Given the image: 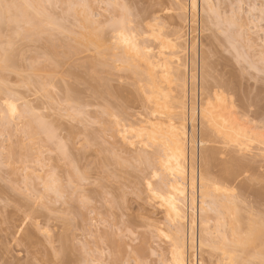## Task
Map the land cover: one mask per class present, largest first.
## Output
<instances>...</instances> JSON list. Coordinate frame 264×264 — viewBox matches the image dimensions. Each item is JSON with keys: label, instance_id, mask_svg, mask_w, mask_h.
Segmentation results:
<instances>
[{"label": "rangeland", "instance_id": "1", "mask_svg": "<svg viewBox=\"0 0 264 264\" xmlns=\"http://www.w3.org/2000/svg\"><path fill=\"white\" fill-rule=\"evenodd\" d=\"M50 1H52V0H49V1L47 0L46 2L44 0L43 1V3H45L44 6L49 7ZM63 1H64V4L66 3L67 6H69V7L72 6V8L74 6L75 7L77 6V8H81V7L86 6L85 4H88V3H86V2H88V0H86V2H85V0H81V1L76 0L77 4L74 3L75 0H62V1L61 0H58V1L54 0V2H51L52 4H51L50 8L52 7L53 3L56 2L55 4H57V5H53V7L55 6V8L52 7L51 9H49L48 7H46L45 9L48 8L47 9V10H49L48 13L50 15L52 14L51 15L53 17L52 20L55 18L57 20L56 25L60 26V27L57 26L56 29L53 28L54 26L52 28L49 26L52 30H54V31L56 30L52 40L50 39L51 36H49L50 37L49 38L45 34H42V35L37 37V39L39 41H37V39H35V38L34 39L31 38L30 40L32 41V39H33L34 41L33 42L30 41L31 42L30 43L29 41H27L28 37H26V41H25L24 34L22 35L21 30L18 29L17 26L15 27L13 24H11V26H9V24H8L7 25L8 29H6L5 26H3L6 32L5 31L2 32L3 37L1 36L2 38L0 40H2L4 38L3 39L4 41L3 40L0 41V42H2V44L0 46V53H1L2 49H5V46H6V50H7V46H8L7 40H9L8 44H10V43H12V41L10 42V39H12V37L15 36L13 38V41L16 43V45L14 44V46H12V44H10V48L12 47L11 48L12 51L14 48V51H13L14 54H11L13 52H11L9 46H8V48L10 51L9 50H7V51L10 52L9 54H11L12 56L15 55L14 56L15 59L13 57H12V59L16 60L17 62L12 60L11 63L14 62V63H12L14 65H12L11 67H13V70L17 69V71H12V69H10L11 67L9 66V64H8V69L1 68V70H0V81L1 82L0 83H2L3 82L2 80L4 79L6 85L9 89L10 95H12V93L14 94L15 98H11L10 100L14 99L13 101L17 105V109L19 110V112H17V113L19 115L16 114V116H15L16 119L13 120V123H11L9 121L11 124L7 125V122H4L5 120H7L6 118L3 119L4 117H2L3 116L2 113L4 112L3 110L5 109L4 108L5 107V105H4L5 101L4 100H9V99H6V97L7 96L11 97V96H9L8 94L7 95L4 94L5 96L0 95V112L2 115L0 117V119L2 118L0 120V264H60V262L63 260L73 261L74 264H115L112 257H113V255L115 256V253L117 251L114 252L113 248L109 247V246L112 245L113 247L114 246L116 247L115 244H117L118 239H119L118 240L119 244L122 243L124 245V247L126 244L125 248H127V249L125 251L124 250L122 251V255H124L125 261H121L122 263L120 261H118L117 264H137V262L139 260L141 261L143 258L138 259V261H136L137 260V257H136V260H134L135 259V255L133 254L134 247H136V248L146 247V249H144L146 252L144 254V256H146L145 258H147L148 260L144 259L142 262H139L140 264L141 263L145 264V262H146V264H149V263L150 264H163L162 262H164L165 260L167 261V259H169V256L165 257V258H167V259H165L163 257V255L164 256H166V254L169 255L168 250H169L170 246H169V243H167L168 240L166 238L165 239L167 241L165 239H162V238H155L156 235H154L155 233H154L153 229L151 230L150 229L151 227H148L151 224L152 225H158L159 223H162V220H164L163 219L164 217H162V216H164V215L162 213H160L161 208L158 209L156 201L153 200L152 202H154V203H152L151 202L152 199L150 198L151 196L149 194H147L150 191L148 190V188L145 185L147 183H143V178L145 177L146 174H148L146 172L147 170L145 169L146 166H144V168H143L144 164H142L141 166H138L137 164L135 165L133 163L134 165L133 166L131 165L134 168L137 167V169H135L136 172L140 173V171L145 170L146 174L143 171L141 174L138 173V175L135 174V171L131 170V169H134L131 166H130L131 169L129 168L130 170L125 168L126 172L122 173L124 170L123 169L124 167L122 166L123 168L119 167V169H118V166H121L122 164L120 163L121 165L120 164L118 165L117 162H115V163H116V166L117 165L118 166L115 168L113 166L111 168V171L113 170L111 173H110V166L115 165V164H111V165L109 164L110 166L108 168L109 169L108 174H107V170L105 171V167L107 166L106 162H108V163H110L111 161L113 162L112 159H114L112 157H111V159H109L107 157V156H109L110 152L122 154V155L120 154L121 156H116V154L114 153L115 155H113V156H116L115 158L119 157V158L123 159L122 158L123 154L126 157L128 156L129 159L131 157L129 156V154L126 151L121 152L122 149L118 150L117 152H116L117 149L109 151L110 147L112 148L113 145L115 144V142H114V143H112L113 144L112 146L108 145V142L110 139L109 137L111 135H113V132L110 131L111 130L110 129L111 128L110 122H112V121H108V119H110V117H109L110 115L107 116L103 113H105L106 110H109V111L112 110L114 112L116 110V113L117 114L119 113L121 115L123 113V111L127 110L128 111L127 113H129V115H127L126 113L121 115V117L118 115V119H120L124 116L122 119V121H123L124 118L126 117L125 120L123 121L124 124H126V122H128V121L130 122V119L133 120L134 118L132 119L131 116L132 117L134 116V117H136V122H137V119H139L140 116H142L144 114V113H142L141 115L138 116V114H139L138 111H140V113H141V111L143 110L142 107L140 108V106H142L140 103L142 101L141 98L144 99V97H143V95H140L141 97H138L139 99H137V96H139L138 94H141L142 92L141 91L138 92L139 89H137V88L135 89V87L137 86L136 80L138 79V81H139V79H142V77H144V75H141L142 77L140 76V78H138L139 75H136V76L133 75L132 76V74H130L129 71H131V70H129V71H123L124 69L123 70H120V69L116 70L115 67H114L115 69H110V67H108L107 65L106 66L104 65L105 63L102 64L103 60H105V62L107 64L108 63L107 61H109V59H110L109 57H108L109 59L107 57H106L107 59L102 58V61H101V58H100L101 56L97 57L99 55L96 54L95 50H93V49L87 50L85 48H82V50H78L79 48H75L77 44H75L73 41L75 40L76 37L79 36L77 34V33H79L78 28H80V26L78 24L79 19L74 17V16H72V18H70V19L69 18L65 19V15L63 16L62 14H63V11H66L68 7L64 8V7H66V5L63 4ZM121 1H122V3H121ZM121 1L119 0V3H121V5L125 4L126 2L128 3V4L126 3V5H128V6L125 5L128 8V12L125 9H123L122 7H121L122 9L120 7L119 8L121 10H124L123 15L125 14V12L129 13V14L126 13L127 16L130 15L131 18H129V19H127L128 17H126V14H125V17L127 20H130V22H131V20L133 19V21L131 23L128 22V24L130 26L132 25V27L129 26L130 29L131 30L133 29V32L135 31L134 29H136L135 33L136 32L139 33V31H141L140 33H143L144 31H147L148 28H150L148 25H146V23H149L150 26L155 27L154 29H156V33L158 35H160V38L162 40L166 39V40L172 41V42H177V43L179 42L178 43L179 47L177 49V52H178L177 55L179 54V56H177V57H178V59H180V56H181V62L183 61L184 48H185V43H186V40H185L186 26L188 25L189 20H191L193 26H195L196 22H197V17L200 14V16H201V18H200L201 19V27H202V58H203L202 59V74H204L203 72L205 69L204 63H207V74H208L207 81H208V85L211 89L210 92L212 93V92L216 91L217 93L220 92V94L222 92V94L225 96V98L222 97V99L223 100L226 99L225 101L227 104L233 103V105L236 106V108L235 107L234 108L239 113L243 112L240 115H239V113L237 114V117H239L242 120H243V118H241V117H244L245 118L244 120H246V116H247V120H249L250 118L254 119L255 120L254 122L256 124V122L258 120H260V117H256L255 115H257L258 113L261 112L260 114L262 116H264V108H262L261 104H260V96L262 94H264V43L261 42V34H260L261 24H260V19H259L260 14H259V11L257 10L259 8L260 4L262 2H264V0H211L212 3L211 2L210 3H211V5L213 4V6H214V7L213 6L212 7L215 8V10H217V11L214 15L212 13H214L215 11L211 12V14H210L211 18L206 25L208 27H204V25H205L203 23L204 22L203 21L204 15L201 13L200 10L196 11L193 9V11H195L194 12L195 14L192 12L193 13V15H192V13L190 11L192 1L190 2V0H183L184 4L186 6V11H182L177 5H176V8H175V6H174V8L172 7L173 3L176 4V3L181 2L182 0H175V1L164 0L165 2L163 0H137V1L131 0V2H130V0H129V2H128V0H124V1L121 0ZM161 1L165 5L162 4ZM47 2H49V3H47ZM92 2H93V4H89L91 8L94 7V9L90 8L94 14V15L92 14L94 17V19H92V20H94L96 22V24L98 25L97 26L94 23L93 27L96 26V28H98L99 30L101 28L104 29V31L106 32L107 35L105 33H103L102 35H103V37H105V40L107 39L108 43L107 42L106 43L110 44L109 39H110V37L113 38V36H114V33H113L114 30H112L110 27H114V24H116V21H118L120 19V17H121L120 12L121 11H119L120 9L119 10L116 9L115 11L113 10V9L117 8L116 7L117 3L115 1H113V2H115V7L112 8V6L114 5L112 0H89V3H92ZM133 2H136L137 5ZM183 2H181V3H183ZM197 2L201 3V0H197ZM71 3L73 5H71ZM160 3H161V5H160ZM169 3L171 5H169ZM111 4H112V6H111ZM134 4H135V6H134ZM152 5H154V6H152ZM216 5H217V7H216ZM130 6L132 7V9H129ZM137 6L139 8H137ZM142 6H143L145 11L143 10ZM200 6H201V4H200ZM108 7H111L112 10ZM134 7H135V9H134ZM156 7L159 10H157ZM136 8L139 11L141 10L140 11L141 14L139 13V11ZM145 8L147 10L148 9L149 10L146 11ZM154 9H155V11H154ZM200 9H201V7H200ZM50 10H51V12H50ZM132 10H134V11H132ZM135 10H137L138 12ZM53 11L56 12V15L53 13ZM116 11H117V13H116ZM110 12L112 14H110ZM156 12H157V14H155ZM45 13H47V11ZM64 13L67 14L66 15V17H67L68 12L67 13L64 12ZM137 13H139V14L137 15ZM147 13H148V18L146 15ZM150 13H152L154 15L152 16V14H150ZM115 14H116V17H115ZM60 16H63V18L62 17L60 18ZM133 16H134V18H133ZM135 16H137V17L139 16L138 18H140V20L137 19ZM142 16L144 17V19ZM154 16L156 19L153 18ZM93 17H91V18H93ZM117 17L119 19H117ZM151 17H152V19H151ZM110 18L111 19L116 18L117 20L116 21L110 20ZM146 19H148L150 22ZM61 20H64L66 23L64 21L61 22ZM70 20H71V22H69ZM141 20H142V22H141ZM77 21H78V23H76ZM108 21H110V22H108ZM136 21L138 22L137 24H139V25L134 24V22H136ZM143 21H145V22L143 25H141L143 23ZM53 22H55V21L53 20ZM63 22L66 24V26L63 25L65 27V29H66V27L68 28V30L64 29L66 32L65 31L60 32V30L62 28H64L63 26H61V23L64 24ZM75 23L79 27L76 26ZM153 23H154V25L157 23L156 24L157 26H154ZM15 25H17V24H15ZM107 25L108 26L110 25V27H108ZM137 26L140 28H137ZM145 26H148L147 29ZM14 28L17 29V30L15 29L16 32L13 30ZM144 28H145V30H142ZM4 29H2V30H4ZM52 30L50 33L53 35ZM17 31L20 32V34L22 35L21 37H20L19 33H18L19 36L16 35ZM99 32L101 33V31H99ZM110 32L112 33L111 34L112 36L109 35ZM3 33H4V35H3ZM12 33L14 35H12ZM73 34H75L77 36H75V38H74ZM7 36L10 39L8 38L6 40ZM178 36L179 37L181 36L180 41L177 40ZM106 37H108V38H106ZM145 37L148 38V36H146V35H145ZM43 38L46 39V41L48 40V42L44 41ZM72 38H74V39H72ZM112 38H111V40H112ZM143 39L145 40V38H143ZM148 39H146V40L148 41ZM35 40L37 42H35ZM76 40H77V38H76ZM42 41H43V43H45V45H47V44L48 45L46 47H44V44L41 43ZM51 41L55 45L56 49H55V52L53 53V55L51 54V57H50V55H49L50 50H48L49 48H47V47H50V45L52 43ZM70 41H72V42H70ZM68 42H69V44H68ZM75 42H77V41H75ZM3 43H6V45L4 44L5 45L4 46ZM58 43L60 44V49H59V45H57ZM71 43L73 44V47L75 44V47L73 49L70 48V46H69V45L72 46ZM143 43L144 42H142V44ZM149 44L153 45V43H150V41H149ZM144 45H146V44L144 43ZM2 46H4V48H1ZM79 46H77V47H79ZM81 47H80V49H81ZM45 48H47V49H45ZM64 49H65V51H64ZM70 49H72V51H70ZM74 49H77L79 51V53L77 54L78 51L75 50L77 52L73 56L71 53L75 52ZM68 50L70 51V55H69L70 58L68 56L64 57V55H66L65 53L69 54ZM18 51H19V53H18ZM45 51L48 53V55ZM163 52L165 53V55H162V58H161L162 60L160 59L161 60L160 63H162L164 61H169L171 58L170 54L172 52H171L170 48L164 49ZM1 54H3V53H1ZM43 55L45 57L49 56L50 59L48 57L46 60V58H44ZM71 55L73 57H71ZM17 57H18V60H17ZM97 58L100 60L101 66L102 65H104V66L100 67V65L98 63L99 60ZM112 58L115 60L116 57L115 58L112 57ZM54 60L58 63V64L56 63L58 66L54 63L55 62ZM52 61H53V64H52ZM61 61H63V63ZM91 61H92V63L94 61V65L92 64L93 66H91L89 64V63H91ZM95 62H97V63H95ZM109 63L111 64V62H109ZM96 64H97V67L99 65L98 68H96ZM116 64L119 65L118 62ZM182 64H183L182 66L184 67V62ZM31 66H32V68H31ZM50 66H51V69H50ZM52 67H53V70H55V72H56V70L58 72L57 73L53 72L52 73L53 77L52 76H51L52 78L50 77L52 80H49V79H47V77H48L47 74L45 75L44 73L49 71L48 72V74H49L52 70ZM54 67L55 68L59 67V68L55 69ZM105 67H108V68H105ZM183 67L181 68V70L183 72L182 73L183 78H185V81H186L187 78H186L185 67L184 68ZM34 68H36V69H34ZM94 69H95V71H94ZM97 69L101 70V72H99L100 75H99V73H97L98 72ZM96 70H97V72H96ZM157 71L160 72L161 68H158ZM32 72H34V74H32ZM35 72H41V74L40 73L37 74ZM94 72H96V73H94ZM131 72H133V71H131ZM159 74L160 75H158L157 78L162 77V78H160V80H163L162 74L161 73H159ZM34 75L37 77L39 75V77L37 78ZM42 75H45L47 77L43 76L45 78L44 79L43 77H41ZM95 76L98 78H96ZM134 76H135V78L138 76L137 79L133 78ZM145 76L147 77L146 74H145ZM90 77H92L93 80L96 78L95 81H93ZM146 77H144V78H146ZM202 77H204V75H202ZM28 78H30V79H28ZM168 78L170 79L169 75H168ZM147 79L148 78H146L145 80H147ZM31 80L35 81V82L32 83ZM142 80H144V79H142ZM37 82L39 84L40 83H42V84L37 85ZM48 82H49V84H47ZM106 82H107V85H106ZM134 82H135V84H134ZM143 82H145V81H143ZM160 82H159V85L161 84ZM163 82H162L163 87L165 85L169 86L165 82V79ZM5 83L3 82V84H5ZM43 83H45L46 86ZM103 83L106 85L105 89L109 85L111 86V88H112L111 92L113 90L112 95L114 94L115 96L113 95L110 98V92L108 91L109 94L107 92H105L107 90H110V87H109V89L105 90ZM137 83H139V82H137ZM145 83H148V82H145ZM162 84L160 86H161V90L163 92V91H165V89L167 87L165 86V88L162 89ZM173 85L174 84H170L171 87L176 88V87H174L175 85L174 86ZM44 86H45V88H43ZM96 87H97V89H96ZM101 87H103L104 90L103 89L101 90ZM171 87L168 88L167 89L168 91L166 90V92H169V90L172 92ZM65 88H66V90H65ZM187 88H188V86H187ZM187 88L184 92L185 96L187 95V93H186ZM201 88H202L201 97L203 100V98H204L203 87L201 86ZM98 89L101 92L104 91L107 94L105 95L104 92H102V93L99 92ZM174 90H176V91L178 90L177 92L180 91L179 88H176ZM73 91H74V93H73ZM124 91L129 92V93H126V96H125L126 102L124 101L125 103H124V106L122 107L121 103L123 104V102L119 101L120 98H118L119 100L116 98L118 96H120L121 98L124 97V95H123V94H125ZM71 92L73 94H71ZM97 92H99V93H97ZM174 92H172L173 96H175L174 95L175 93L177 94V92H175V93ZM100 93H101V95H100ZM130 93H131V96H129ZM180 93H181V91L176 96H178ZM95 94H96V96H95ZM117 94H118V96H117ZM163 94H164V92H163ZM73 95H75V96H73ZM107 95H109V96H107ZM133 95H135V96H133ZM97 96L98 97L101 96V97L98 98ZM132 96L134 98H132ZM72 97H76L77 100H76V98L72 99ZM130 98H131V100L137 99L139 102L137 103L136 100H135V102L132 100L133 103H135V104L132 103L134 106L129 105L132 102V101H128V100H130ZM105 99L106 100L108 99V100L106 101ZM123 100H124V98H123ZM69 101H71V102H69ZM72 101H73V103H72ZM143 101H145V100H143ZM119 102H120V107L124 108L125 110L122 109L123 110L122 111L121 109H118L117 106L119 105ZM203 102H204V100L202 101V103ZM126 103H127L128 107L130 106L131 110L128 109V107L126 106ZM143 103L144 104L146 103V105H144ZM143 103H142L143 106H147V104H148L146 101ZM187 104H188V100H187ZM249 104H251V105H249ZM23 105H25V106H23ZM28 105L31 106L32 109L34 107L36 108V109H33V113H29V111L27 112V109H29L30 112H32V109ZM107 105L109 106V108ZM73 106L80 107L81 108L80 112L82 110L81 114H80V112H78L79 110H77V113H79V114L73 113V112H75V107H73ZM125 106L127 108H125ZM148 106H149V104H148ZM134 107H135V109H134ZM22 108L24 110L26 108L27 109H26V111H24V110L22 111ZM73 108H74V111L71 112ZM196 108H197V106H195V109ZM240 108L242 111L240 110ZM76 109H79V108H76ZM20 110L25 116H26V114L28 115V113L29 114H35V115L36 114L38 115V113H39L37 118H40L41 121L38 120V122L40 121L41 124H43L42 122L44 120L46 123L45 125L47 126L48 130H50L49 128H51V130L53 129V131L56 130L54 132L52 131L53 134L55 133L56 141L54 140V138H52V141H51L52 143H51L50 142L51 139L47 140L46 137L44 139L43 136H45V135L41 131L46 126H43V125H42L43 126L42 130L40 132H38V134L40 136L39 135H38L39 137L35 136L37 139H34V141H33V139L30 140V136L28 135V134H30V132H29L30 130H28V129H30V127H28V125H30V123H29L30 119L28 118V116H26L27 118L24 116L22 117V115H20L21 114ZM34 110H36L37 112H35ZM146 110H144V111H146ZM193 110H194V108L191 110V113L194 112ZM261 110H263V111H261ZM249 111L252 113L250 114ZM133 112L135 113L136 116L132 115ZM244 112H246V113H244ZM82 113H84V114H82ZM116 113H115V115H116ZM3 114L5 115L6 112H4ZM72 114H75V116H77V118H73L75 116H72ZM107 114H108V112H107ZM145 114H146V112H145ZM41 115H44V116H41ZM241 115H244V116H241ZM40 116L42 118L43 117H45V118L42 119ZM111 116L114 117V115H112V114H111ZM21 117H22V120H23V118H25L27 121L25 119H24L25 121L20 120ZM30 118H31V116H30ZM104 118H105L104 122L108 121L109 124H108V122H106L107 124L103 123ZM128 118H129V120L126 121V119H128ZM189 118H190V116H189ZM98 119H99V121H98ZM261 119L264 120V117H261ZM195 120H196V123H194V122L193 123L200 127V124H199L200 120L198 118H196ZM262 120H260L261 122L259 121L260 125H264V121H262ZM134 122L135 121H133V123H131V122L130 123L134 124ZM24 123H26V124H24ZM187 124H188L187 125L188 129H190L191 127H190V124L188 123V120H187ZM9 125H10V127H9ZM100 125H102V126H100ZM104 125H107V126L105 127ZM51 126H55V127H51ZM108 126L110 128H107ZM193 127H194V125H193ZM69 129L70 130L72 129V130L70 131ZM105 129L108 132L110 131V133H112V134L110 135V133H109L108 135H110V136L105 135L106 133H108L105 131ZM100 130L103 132L102 135H101ZM26 131L28 134H26ZM44 131H46V130H44ZM73 131H74V134H73ZM97 131H99V132H97ZM71 132H72V134H71ZM41 134H43V135H41ZM57 134H58V136H57ZM99 136L101 137V140H100ZM40 137L42 139H44V143L42 142L43 140H41ZM97 137L100 141L97 140ZM114 140H115V138L113 140L111 139L110 141L112 142ZM106 141H107V143H104ZM111 142H109V144H111ZM60 144H62V145H60ZM64 144H65V146H63ZM118 144H119V147L118 146L117 147L120 148L122 146V144L121 143H118ZM118 144H115L114 147H116V145H118ZM192 145L194 146V144H192ZM60 146H62L63 149ZM257 146L258 145L255 144V148H257L258 151L261 147H263V146H258L259 147L258 148ZM98 147H99V149H98ZM105 147H106V149H105ZM60 148L62 149V151ZM28 149H29V152L31 151V153L33 154V156L30 158H26V156H25L26 155L25 152H27L26 150H28ZM59 150L63 153L61 154V152ZM96 150H97V152L100 153L99 154L100 156L98 155ZM105 150L109 151L108 154L105 153V152H107ZM65 151H67V154ZM101 151L103 154L105 153L104 156H102L103 154H101ZM253 151H256V150L254 149ZM253 151L251 154L254 153L253 156L255 158L257 157V159L254 158L257 165L254 164V167L252 169V171L253 170L254 171L251 172V170H250L249 173L246 172L247 173V174H245L246 177L244 176L243 178H250L252 176L251 178H254V179L256 178L255 180L258 181V178L261 175V173H258V172H262V169L264 168V155L261 156L260 153L263 154V152L260 151L258 153L256 151L259 154V156L263 158L262 159L258 156V154H256V152H253ZM14 153H15L16 157L13 156ZM111 153H110V155L112 156ZM255 154L257 156H255ZM62 155L63 156L66 155L67 158L63 157ZM104 157H106L108 161H106V162L103 161ZM96 158L98 159L97 161H96ZM99 158L105 164L104 163L101 164V162H99L100 161ZM127 158H124L125 161L122 163H125ZM224 158H225V156H224ZM129 159L127 160L128 163H130L132 161L130 159V162H129ZM133 159H134V157H133ZM104 160H105V158H104ZM115 161H117V159ZM119 161H120V159H119ZM71 162L76 163L74 169L72 167L74 166L75 163L72 166V165H70V164H72ZM132 162H136V160L132 161ZM99 164H101L102 168L100 167ZM103 165L105 166L104 168H103ZM198 165H199V163H198ZM69 166H72V167H69ZM128 166H129V164H128ZM128 166H125V167H128ZM261 166H263V167H261ZM140 167H141V169H140ZM70 168L74 170V171L72 170L73 172L77 171L76 175L79 174L81 176H84V178H82L83 180H81V178H79V177H75L76 182H77V184H75L76 182L74 183V179H75L74 176H76V175L75 174L73 175ZM99 168L103 169L104 171L102 172V170H101V173H100ZM116 169L118 170V172H120L121 170H122V172L118 173ZM126 169L128 170V172L131 171V173H128ZM115 170L117 172L118 177H121L122 179L117 178V175L115 177V174H113V173H115L114 172ZM97 172H99V173H97ZM55 173H56V175H55ZM52 174H53V177H56L55 179L58 182L57 183L54 181L57 184L56 189L59 188L61 190V192L59 189L58 190L62 194H59L58 192H57L58 194H54L52 192L45 191V190H48V189H45V184H48L47 177L49 179V175L51 176ZM253 174H254V176H253ZM255 174H256V176H255ZM108 175H110V176H108ZM102 176H103V178H102ZM147 176L148 177L146 178V182L148 179H150L151 181L153 180L150 177V175H147ZM109 177L111 179L107 180V178H109ZM133 177H135L134 179H137V178L140 179L141 180L140 183L143 184V186L141 184H138V183L135 184V180H133V179H131L133 183L132 182L128 183V180H130L129 178H133ZM113 178H115V179H113ZM49 180H51V182H52L53 179H49ZM103 180L105 182V185L103 184L104 183ZM123 180H124V183H122ZM245 180H244V182L250 188V191L248 190V193H247V191H244L243 189H238V191L236 190V193L239 192L241 194V195H238V197H240V201H241L240 203L244 204L242 206L240 205L241 208L243 207L242 211L244 209L245 210L244 214H246V213L248 214V212L250 213V210L252 208L253 215H256V217H258V219H260V220L262 219L261 221H264V219L262 218V217H264V215H263L264 214V205H263L264 198H262L263 197L262 194L264 193V187H262L261 184L258 182H253V179H245ZM250 180H251V183H250ZM54 182H52V184ZM136 182H137V180H136ZM128 184L130 185V187L128 186ZM137 184H138V186H137ZM99 185L101 187H103V186L104 187L101 188ZM133 185H135V186H133ZM156 185L157 184L153 183L154 187ZM53 186H54V184H53ZM74 186H76L78 189H75ZM111 186L113 189L111 188ZM126 186H128V187H126ZM49 187L51 188L52 186L50 185ZM117 187H119L120 189H118ZM109 188H111L112 190L111 189L109 190ZM126 188H128V189H126ZM137 188H140V189H137ZM145 188H147V190ZM53 189H51V191ZM124 189H125V191H122ZM253 190L255 192H253ZM113 191H114L115 196L113 195ZM115 191H117L118 193ZM129 191H130V195H129ZM122 192L125 195H123ZM106 193H109V194H106ZM250 193H251V195H249ZM105 194H106V196H105ZM117 194H118V197L120 196V194H121V196L122 195L125 196V197L120 196V198H118L119 200L122 198V200H120L119 204L117 202H115ZM57 195H61V196H57ZM256 195H257V197H255ZM245 196H247V197L245 198ZM106 197L112 198V200L115 203L113 201H111L110 198H107L108 199V201H107ZM98 198H100V199H98ZM99 200L100 201L102 200V202H100ZM147 200H148V202H146ZM112 202L114 203V205L116 203L118 205L114 206L115 207L114 208L112 206L113 205ZM124 203H126V205ZM245 204H247V205H245ZM123 205H124L125 209H124ZM140 206H142V208ZM245 206L247 207L246 209H245ZM261 207H262V209H261ZM117 208H120V209L117 210ZM140 208H141V210H139ZM155 208H157V209H155ZM137 209H138V211H137ZM142 209H144V210H142ZM124 210H126V211H124ZM155 210H157V212ZM246 211H248V212H246ZM257 211L259 213H256ZM96 212H98V213H96ZM243 212H242V214H243ZM145 213H149V214L147 215ZM150 213L153 215H151ZM138 215H139V218L141 217L140 218L141 220L138 219ZM146 215L148 218H145ZM157 215H159V216H157ZM246 215H244V216H246ZM134 217H136V218H134ZM142 217L144 218V220H142L143 219ZM125 219H127V220H125ZM133 219H135V220L137 219V220L134 221ZM157 219H160L161 221L158 220V222L156 223L155 221H157ZM152 220H154V221H152ZM140 221L142 222L143 225L141 224ZM144 221L146 223H143ZM123 222L128 227L124 226L125 224ZM130 222H131V226L133 228L129 227L128 223H130ZM153 222H155V224ZM139 224H141V226H139ZM124 227H125V229H124ZM140 227H142V228H140ZM116 228H118V229H116ZM128 228H132L133 230L129 229L127 231ZM120 229H122V230H120ZM118 230H120V231H118ZM125 230L127 231L126 234H125ZM130 230H132L131 231L133 233L132 236L134 235L133 236L134 238L132 237L133 239H130L131 234H128V232ZM107 231L108 232L110 231L109 233H112L111 236L116 237V239L114 238L113 241L110 242V244L111 243H114V244H111V245L107 244L108 246L106 245V242L103 240L105 238V236L107 238V235H110L109 233H107ZM105 232H106V234H105ZM131 232H129V233H131ZM139 232H140V234H139ZM148 232H152L150 234L153 235V237L151 235L148 236L149 235ZM120 233L121 234L123 233L124 235H126L124 237H127V238L126 239L124 238V240H123V238H122L123 234L120 235ZM102 234H104L105 236L101 237ZM63 235H64V237H63ZM65 235H67L68 237H66ZM127 235H129V236H127ZM61 236L63 237L62 241L60 240V239H62ZM137 237H139V239ZM121 238H122V240H121ZM145 238H147L146 242H145ZM64 239H65V242H64ZM66 239H68V240H66ZM100 239H101V241H100ZM154 239L156 241L153 242ZM102 240H103V243H101ZM127 240L129 241V243ZM142 240H144L143 243H141ZM132 241H134V242H132ZM63 242H64V244H63ZM107 242H108V240H107ZM139 242L141 245L139 244ZM144 242L146 245L142 246L144 244ZM158 243H160L161 245ZM163 243L165 245L167 243V245H166L167 247ZM62 244L67 247V250L69 249L67 251V253H66V249L64 252L63 247L65 248V246H63ZM129 245L132 246L133 248L131 249V247ZM157 245H158L159 249L161 250L160 252H159ZM120 246H122V245L120 244ZM124 247L122 249H124ZM191 247H192V245H190V248ZM108 248L109 249L112 248L111 250L113 252H111ZM117 248H118V250L120 249L118 246H117ZM165 248L168 250H166ZM130 249L133 252H131ZM148 249L149 250L152 249L151 250L152 253H149L150 251ZM61 250H63V251H61ZM146 250H148V251H146ZM192 250H195L194 252L196 253V254H194L193 251H190L191 255H196V256H193V258L196 257L194 260V261H196V262H194L195 264H198V263L202 264V262H203V264H210L212 260H213V262H215V260H217L216 258L215 259L213 258L212 260H210V257H208L209 254L206 255V253H204V255L203 254L200 255L201 253L199 252V249L197 247L195 249H192ZM120 251H121V249H120ZM153 252H155L157 254H155ZM164 252H165V254H164ZM190 253H189V258H190V261H192L193 258L190 255ZM133 255H134V257H133ZM120 256H121V254H120ZM199 256H200V259H199ZM131 257H133V258H131ZM202 257H203V259H202ZM120 258H121L120 260H123L122 256ZM160 259H162V260H160ZM199 260H200V262H199ZM208 262H210V263H208ZM191 264H193V261Z\"/></svg>", "mask_w": 264, "mask_h": 264}, {"label": "bare ground", "instance_id": "2", "mask_svg": "<svg viewBox=\"0 0 264 264\" xmlns=\"http://www.w3.org/2000/svg\"><path fill=\"white\" fill-rule=\"evenodd\" d=\"M43 1L44 0H0V39L3 37L2 36V32L5 31V29H4L3 26H5V28L8 29V26L7 25L9 24V26H11V24H13L15 27L17 26L18 29L21 30L22 35L24 34L25 41H26V37H28L27 38V41L30 42L31 41L30 40L31 38L37 39V37L40 36V35H42V34H45L47 37L51 36V38L50 37L49 38L52 40V38L54 37V33H55L56 30L54 31L51 28L54 26L53 28L56 29L57 26L58 27H60V26L59 25H56L57 24V22H56L57 20L55 18L53 20L56 23L53 22V20H52L53 17L51 16L52 14L50 15L48 13L49 10H47V9L48 8L51 9L53 7V5H57V4H55L56 2L53 3L52 7L50 8V6L52 4L51 2H54V0L50 1V4H49L50 6L49 7L48 6H44L45 3H43ZM46 1L47 0H45V2ZM79 1H81V0H79ZM113 1H115L117 3V5H118V6L116 5L117 8L113 9L114 11L116 9L119 10L122 7L123 9H125L128 12V8L126 7V6H128V5H126L127 2L125 4H123V5H121V3H122L121 0H120L121 3H119V0L118 1L117 0H112V2ZM172 1H175V0H172ZM191 1H192L191 10H190L191 13L192 12L193 13L195 12V11H193V9L196 10V11L200 10L201 13L204 15V20H203L204 21L203 23L205 24L204 27H208L206 25H207V23L209 22V20L211 18V15H210L211 12H214L215 11L214 13H212L214 15L216 13V11H217V10H215V8H213L214 7L213 4L211 5V3H212L211 0H201V3L200 2L198 3L197 0H190V2ZM85 2H86V0H85ZM115 2H113V4H114L113 6L111 4L112 8L115 7ZM128 2H129V0H128ZM130 2H131V0H130ZM181 2H183V0ZM181 2H179L180 4L179 3H176V4L173 3V6L172 7L174 8V6H175V8H176V5H177L182 11H186V6H185L184 2L183 3H181ZM47 3H49V2H47ZM72 3H71V5H73L74 3L77 4L76 0H75V2L73 4ZM86 3H88V4H85L86 6H84V7L77 8V6L76 7L74 6L75 8L74 7L72 8L71 5H70L71 7H69V6L66 5V3L64 4V1H63V4L66 5V7H64V8H67L68 7L67 8L68 11L67 10L66 11H63V14H62L63 16L65 15V19L66 18L67 19L68 18L70 19V18H72V16H74V17H76V18L79 19L78 20L79 23H78V21L76 22L80 26V28H78L79 29V33H77L79 36L76 37L77 40L75 38V36H77V35L73 34V36L75 38V40L73 42L75 44H77L76 47H75V44H74V47L75 48H79L78 50H82V48H85L87 50H90V49L95 50L96 51V54L99 55L97 57H100L101 56L100 57L101 58V61H102V58L107 59L109 57L110 59L108 58L109 61H107L108 62L107 64H106L105 60H103L102 61L103 63L102 62L101 63L102 64L105 63L104 65L105 66L107 65L108 67H110V69H115V68H116V70L117 69H120V70H123L124 69L123 71H129V70H131L133 72H131V71H129V72H130V74H132V76L133 75H135V76L136 75H139V77L138 76L137 77L140 78L141 75H144V77H146L145 76V74H146L147 75L146 78H148L147 79L148 81H147V80H145L146 78H144V77L141 76L142 79H144V80L139 79V81H138L137 77L136 78H135V76L133 77V78L137 79L136 80L137 82H139V83L136 82L137 86L135 87V89L137 88V89H139L138 92H140V91L142 92L141 94H138L139 96H137V99H139L138 97H141L140 95H143L144 99L141 98V100L142 101L145 100L149 104V106L147 104L148 107L147 106H143V104H144L143 102H145V101L142 102L140 100L141 101L140 104L142 105V106H140V108L142 107L143 110L141 109L142 110L141 113H140V111H138L139 112L138 116L141 115L142 113H144V114L142 116H140L139 119H137V122H136V117H134V116L132 117L131 116V118L132 119L134 118V119L133 120L130 119V122L133 123V121H135L134 124H131L128 121L129 118H130L129 117L128 119H126V121H128L129 123L126 122V124H127L126 125L123 122L126 117L124 118L123 121H122V119H123L124 116L122 118H120L121 115H123L124 113H126L127 115H129V113H127L128 111L125 110L124 108H122L124 106V103L126 102L125 101L126 93H129V92H126V91H124L125 92V94H123L124 97L121 98L117 94L118 97L116 98V99L120 98V100L119 99L118 100L123 102V104L121 103V106L122 107H120V102H119V105L117 106L118 109L125 110V111L122 110L123 113L121 115L119 113L117 114L116 113V110H115V112L112 111V110H111L112 112L109 111V110H106V111L104 110L105 113H103V114H105L107 116L110 115L109 116L110 119L112 118L111 120L108 119V121H112V122H110V125H111L110 127L111 128L109 126L107 128H110L111 129L110 131L113 132V135H111L112 133H110V131L109 132L106 131L107 128L105 129V131L108 132V133H106L104 131L106 133V134L105 133L104 134L105 135H108L110 133L111 136L108 135V136H110L109 137L110 139L107 137L109 139V142H111L110 141L111 139L113 140L115 138V140L112 141L111 144H109V142H108V145H111L112 146L113 145L112 143H114V142H115V144H118V143H121L122 144V146L120 145L121 146L120 148H118L119 147V144L116 145V147H114L115 146V144H114L112 148L110 147V150L109 151L116 150L117 149L116 150V152H117L118 150L122 149L121 152L122 151H126L129 154V156L131 157L130 159L132 161H135L136 160V162H132V161L130 162L129 157L127 156L128 157L127 158L123 154L122 158L123 159L124 158H127V160L129 159V162L131 164L128 163L127 160H126L127 163L126 162L125 163H122V162L125 161V159L123 160V159H121L119 157L115 158L116 156H121L122 154L120 153L121 154L120 155V154H117V153H115L113 151L116 154V156H113L115 154L110 152L112 154V156L109 153V156H107V157L109 159H111V157H112L115 160L117 159V161H115L114 159H112L114 163L112 161H111L112 163L111 162L108 163V162H106V161H108L107 158L104 157L105 160L103 158V161H105L107 163V166L105 167L103 165V168L105 167V171L107 170V174H108V170H109L108 168H109V166L111 164H115V165L110 166V173L113 171V170L111 171V168L113 166H114V168L117 167L120 163L122 165L120 164L121 166H118V169H119V167L121 168L123 166L124 167V168L122 167L124 169L123 172H122V170L120 171L122 173H125L126 172L125 171V168H127L128 170H130L131 169L130 166L131 165L133 166L134 164L135 165L137 164L138 166H141L142 164H144L143 165V168H144V166H146L145 169L147 170L146 172L148 174H146L145 170L140 171V173L139 172H136L135 169H137V167L134 168V167L131 166L132 168H134V169H131V170L135 171V174H137V175H138V173L141 174L143 171L145 172L146 175L144 177L145 179L143 178V183H147L145 185L148 188V190L150 191L147 194H149L151 196L150 197L152 199L151 202L153 200L156 201V204L158 206V209L161 208V210H160L161 212L160 213H162L164 215V216H162V217H164L163 218L164 220H162V223H159L158 225H152L151 224L150 226H148V227H151L150 228L151 230L153 229V231L155 233L154 235L157 236V237L155 236V238H162V239H165L166 238L168 240L167 241L165 239L167 241V243H169L170 248H169V250L166 249V248L165 249L168 250L169 255L166 254V256L163 255V257L165 258V257L169 256V259L165 258V259H167V261L165 260L162 263L163 264H191L192 261H193V264H195L194 262H196V261H194V260H195L196 257L193 258V256H196V255H191L190 251H193L194 252L195 250H192V249H195L197 247L199 249V252L201 253L200 255H202V254L204 255V253H206V255L209 254L208 257H210V260H212L213 258L214 259L215 258L217 259V260H215V262H213V260L211 261V263L208 262L210 264H261V261L264 260V221H261L262 219L260 220V219H258V217H256V215H253L252 208L250 210V213L248 211H246V212H248V214L247 213H246L247 215L244 214L245 213V210L243 209V211H244L243 212L242 211V208L243 207L241 208V206L244 205V204H241L240 203L241 202L240 201V197H238V195H241V194L239 192L236 193V190L238 191V189H243L244 191H247V193H248V190L250 191V188L244 182L245 179H250V178H243V177L244 176L246 177V175H245V174H247L246 172L249 173L250 170H251V172L254 171V170L252 171V169L254 167V164H256V162L254 160L255 157L253 156L254 153L251 154L252 151L255 149L258 153L260 151L263 152V154L260 153L261 156L264 155V125H260V123H259V121L262 120L261 117H264V116H262L260 114L261 112L258 113L257 115H255L256 117H260V120H258L256 122V124L254 122L255 121L254 119H251L250 118L251 119L250 120L248 118L249 120H247V116H246V120H244L245 119L244 117H241V118H243V120H242L239 117H237V114L239 112L235 109L236 106H234L233 103L227 104L226 101H225L226 99H224V100L222 99V97L225 98V96L222 94V92H221V94L223 96L220 94V92L217 93L216 91H214L215 93L214 92L211 93L210 92L211 89H210V87L208 85V81H207V76H208V74H207V63H204L205 64L204 65L205 66V69H204V72H203L204 74H202V75H204V77H202V79H201L202 80L201 82H202V87H203V93H204V95H203L204 96V98H203L204 102L202 103L203 100L201 99L202 101H201V103L198 105V107L196 109H195V106H193V108H194L193 111L194 112L191 113V110L193 108L190 107L189 104H187V98H186L187 95L186 96L184 95V92H185V90H186V88L188 86V84H187L188 81L186 80L187 81L186 82L185 81V78H183V74H182L183 72L181 70V68L183 67L182 66L183 65L182 64L183 61L181 62V56H180V59H178V57H177V56H179V54L177 55V53H178L177 52V49L179 47V45H178L179 42L178 43L177 42H172V41H168L166 39H163L162 40L160 38V35H158L156 33V29H154L155 27L150 26L149 23H146V25H148L151 29L148 28L147 31H144L145 33L142 31L144 34L143 33H140L141 31H139V33H137V32L135 33L136 29H134L135 31L133 32V29L132 30L130 29V27H132V25L130 26L128 24V22L131 23L133 21V19L131 20V22H130V20H127V19H129L131 17H130V15L127 16V14H129V13L125 12V14L127 13L126 14V17H128L126 19L125 14L123 15L124 10H121L122 9L121 8L119 10V11H121L120 12V14H121L120 16L121 17H120V19L117 17V19H119L118 21H116L117 20L116 18H114V19L113 18L112 19L110 18V20H115L116 21V24H114V27H110L111 24L109 26L107 25L112 30H114V32L112 31L114 33V36H113V38L110 37V39H109V41H110L109 43L110 44H107L108 43L107 39L105 40V37H103V35H102L103 33L106 34V32L104 31V29L101 28L102 30L101 29L99 30L98 28H96V26H94L95 28L93 27L94 23L96 24V22L94 20H92V19H94V17H93L94 14H93V11L91 9L92 8L94 9V7L91 8L90 5H89V4H93V2L92 3H89V0H88V2H86ZM133 3L136 4V2H133ZM161 3L164 4L162 1H161ZM161 3H160V5H161ZM135 4H134V6H135ZM200 4H201V6H200ZM169 5H171V4L169 3ZM131 6H130L129 9H132ZM152 6H154V5H152ZM46 7H48V8L45 9ZM200 7H201V9H200ZM216 7H217V5H216ZM53 8H55V6ZM108 8H110L112 10L111 7H108ZM137 8H139V7L137 6ZM142 8H143V6H142ZM134 9H135V7H134ZM155 9H154V11H155ZM137 10H135V11H137ZM143 10H144V8H143ZM148 10L146 9V11H148ZM157 10H159V9L157 8ZM46 11H47L48 14L45 13ZM132 11H134V10H132ZM140 11H139V13H140ZM50 12H51V10H50ZM64 12H66V13L68 12V16L67 17H66L67 14H65ZM111 12H110V14H112ZM53 13L56 15V12L53 11ZM116 13H117V11H116ZM139 13H137V15ZM193 13H192V15H193ZM150 14H152V13H150ZM155 14H157V12ZM146 15H147V18H148V13ZM153 15L154 14H152V16ZM63 16H60V18L61 17L63 18ZM91 17H93V18H91ZM115 17H116V14H115ZM135 17L140 20V18H138L139 16L138 17L135 16ZM133 18H134V16H133ZM153 18L156 19L155 16ZM143 19H144V17H143ZM151 19H152V17H151ZM64 20H61V22L64 21ZM146 20H148V19H146ZM69 22H71V20ZM108 22H110V21H108ZM141 22H142V20H141ZM144 22L145 21H143V23L141 25H143ZM65 23L64 24L61 23V26H63V25L66 26ZM76 23H75V25L78 26ZM137 23H138L137 21L134 22L135 25ZM154 23H153V25H154ZM15 24H17V25H15ZM156 24L154 26H157ZM137 25H139V24H137ZM148 26H145L146 29H147ZM137 28H140V27L137 26ZM2 29H4V30H2ZM15 29L16 28H14L13 30L16 32L17 29L16 30ZM50 29L52 30L53 35L50 33L51 32ZM64 29H65V27L62 28L60 30V32L61 31L63 32L66 29L68 30L67 27H66L65 30ZM142 30H145V28L142 29ZM19 31H17L16 35H18V33L20 34ZM99 31H101V33ZM4 33H3V35H4ZM111 34L112 33L110 32L109 35H111ZM12 35H14V34L12 33ZM22 35L20 34V37ZM145 35L148 36L149 39L146 38ZM14 37L15 36H13L12 39H10L7 36V38H6V40L9 38L10 39V42L12 41V43H10V44H12V46H14V44L16 45V43L13 41V38ZM74 38H72V39H74ZM106 38H108V37H106ZM111 38H112V40H111ZM143 38H145V40ZM33 39H32L31 42L34 41ZM146 39H148V41ZM2 40H0V41H2ZM43 40L46 41V39H44V38H43ZM177 40L180 41L181 40V36L180 37L178 36L177 37ZM8 41L9 40H7V45L10 48V44H8ZM37 41H39V40L37 39ZM37 41L35 40V42H37ZM75 41H77V42H75ZM141 41L144 42L146 45H144V43L142 44ZM149 41H150V43H153V45L149 44ZM46 42H48V40ZM70 42H72V41H70ZM41 43H43V41ZM1 44H2V42H0V46H1ZM4 44L6 45V43H3V45ZM43 44H44V47H46L48 45V44L45 45V43H43ZM68 44H69V42H68ZM57 45H59V49H60V44L58 43ZM4 46H2L1 48H4ZM8 46H7V50H9ZM69 46L72 49L74 48L73 47V44H72V46L71 45H69ZM77 46H79V47H77ZM80 47H81V49H80ZM11 48H10V50H11ZM47 48H49L48 50H50L49 51L50 52L49 55L51 57V54L53 55V53L55 52V49H56L55 48V45L52 42L51 45H50V47H47ZM47 48H45V49H47ZM166 48H170L171 49V52H172L170 54L171 55V58H170L169 61H164V62L160 63L161 60H162L161 59L162 58V55H165V53L163 52V50L166 49ZM72 49H70V51H72ZM7 50H6V46H5V49H2L3 52L1 51V53H3V54L0 53V55H1L0 56L1 57L0 58L1 59L0 60V70H1V68L8 69V64H9L10 67L12 65H14V64H12L14 62L11 63V61L15 59L14 58L15 55L14 56L11 55V54H14V52H13L14 51V48H13V51L11 50V52H13L11 54H9L10 52H8ZM75 50H77V49H74V51ZM64 51H65V49H64ZM70 51H69V54L68 53H65L66 55H64V57H67V56L69 57ZM77 51H75L74 53H71V54L74 56V54H76ZM18 53H19V51H18ZM78 53H79V51L77 52V54ZM47 55H48V53H47ZM72 55H71V57H73ZM12 57L14 59H12ZM48 57L47 56L46 57L44 56V58H46V60H47ZM50 57H49V59H50ZM112 57H114V58L116 57L115 60ZM17 60H18V57H17ZM14 61H16V60H14ZM61 62L63 63V61H61ZM109 62H111V64ZM117 62L119 63V65L116 64ZM54 63L56 64L57 62L55 61ZM95 63H97V62H95ZM98 63L100 65V67L104 66V65L101 66L100 60H99ZM52 64H53V61H52ZM89 64L91 66H93L94 65V61H93V63L91 61V63H89ZM99 65H98V67H99ZM98 67H97V64H96V68H98ZM108 67H105V68H108ZM31 68H32V66H31ZM36 68H34V69H36ZM56 68H59V67H56ZM158 68H161V71L160 72L157 71ZM10 69H12V71H17V69L16 70L15 69L13 70V67H11ZM50 69H51V66H50ZM52 70H53V67H52ZM52 70L49 73L50 75L48 74L49 71L46 72V73H44L42 71L45 75L47 74L48 77L45 76V75H42L41 77L44 76V77H47V79L52 80L51 79L53 77L52 76V73L55 72V70H53V71ZM97 70H96V72H97ZM94 71H95V69H94ZM57 72L58 71L56 70L55 73H57ZM96 72H94V73H96ZM99 72H101V70H98L97 73H99ZM35 73H37V74L40 73L41 74V72H35ZM159 73L162 74L163 80H160V78H162V77L157 78V76L160 75ZM32 74H34V72H32ZM99 75H100V73H99ZM168 75L170 76V79L168 78ZM35 77H37V76H35ZM38 77H39V75H38ZM90 78L92 79V77H90ZM96 78H98V77H96ZM28 79H30V78H28ZM95 79L94 80L92 79V80L95 81ZM164 79H165V82L169 86L165 85L166 83L164 84L167 88L165 89V91H163L164 92V94H163L160 85L162 84V82L164 81ZM2 81L5 83L4 79ZM143 81L148 82V83H145ZM3 82L0 83V95H4V94L7 95L8 94L11 97H8L7 96L8 98L6 97V99H9V100H4L5 101V103H4V105H5L4 108L5 109L3 111L6 112V114L4 115L3 114L4 112H3L2 113L3 116H2L1 115V112H0V117L1 116L4 117L3 119L6 118L7 120H5L4 122H7V125H8V124L13 123V120L16 119L15 116H16V114H18L17 112H19V110L17 109V105L13 101L14 99L13 100H10L11 98H15L14 94L12 93V95L14 97L12 95H10L9 89H8L6 83L3 84ZM33 82H35V81H32V83ZM49 82L47 84H49ZM159 82L161 83L160 85H159ZM38 84L39 83L37 82V85ZM41 84L42 83H40L39 85H41ZM43 84L45 85V83H43ZM134 84H135V82H134ZM170 84H174L175 85V86L173 85L174 87L179 88V90L181 91V93L178 96H176V95L180 91L177 92L178 90L177 91L174 90L176 88L171 87ZM106 85H107V82H106ZM106 85L104 84V89H105V86ZM45 86L43 88H45ZM165 86L163 87V84H162V89L165 88ZM97 87H96V89H97ZM109 87H110V90H107V89H109ZM170 87L172 88L171 89L172 92H174V91L177 92V94L174 92L175 93L174 94L175 96H173V94H172V92L170 90H169V92H166V90L168 88H170ZM102 89H103V87H101V90ZM111 89L112 88H111L110 85L108 87H106V89H105V90H107L105 92H107L108 94L110 92V98H111V96L114 95V94L112 95L113 90L111 92ZM65 90H66V88H65ZM99 92H101V91L99 90ZM99 92H97V93H99ZM102 92H104V91H102ZM105 92H104V94L106 95L107 93H105ZM201 92H202V88H201ZM73 93H74V91H73ZM73 93L71 92V94H73ZM101 93H100V95H101ZM96 94H95V96H96ZM73 96H75V95H73ZM107 96H109V95H107ZM129 96H131V93L129 94ZM133 96H135V95H133ZM133 96H132V98H134ZM100 97H98V98H100ZM74 98H76V97H72V99H74ZM123 98H124V100H123ZM137 99H135V100L138 103L139 101ZM76 100H77V98H76ZM132 100L135 102L134 99H132ZM132 100L130 98V100H128V101H132ZM133 101L129 105L134 106L133 104H135V103H133ZM69 102H71V101H69ZM72 103H73V101H72ZM144 105H146V103ZM249 105H251V104H249ZM23 106H25V105H23ZM126 106L128 107L127 103H126ZM126 106H125V108H127ZM13 107L15 109L14 112H13ZM29 107L32 109L31 106H29ZM73 107H75V112H73L74 111V108L72 109L71 112L77 113V110H79L78 112H80V109H81L80 107H77V106H73ZM23 108H22V111L24 110ZM76 108H79V109H76ZM108 108H109V106H108ZM26 109L24 111H26ZM33 109H36V108L34 107ZM33 109H32V112H30V110L27 109V112L29 111V113H33ZM128 109H130V106L128 107ZM134 109H135V107H134ZM144 110H146V111H144ZM240 110H241V108H240ZM34 111L37 112L36 110H34ZM261 111H263V110H261ZM20 112H21V110H20ZM81 112H82V110H81ZM81 112H80V114H81ZM107 112H108V114H107ZM145 112H146V114H145ZM246 112H244V113H246ZM29 113H28V115L25 113L26 116H28V118L30 119V122L28 121L30 123V125H28V127H30V129H28V130H30L29 131L30 134H28L27 131H26V134H28L30 136V140L33 139V141H34V139H37L36 137H39L40 136L38 134V132H40L42 130L43 126H46L45 125L46 123L43 120V122H42L43 124H41L40 118H37L38 115H39V113H38V115L36 114L37 116L35 114H29ZM115 113H116V115H115ZM242 113H239V115L242 114ZM251 113L252 112H250V114ZM77 114H79V113H77ZM82 114H84V113H82ZM111 114L114 115L115 118L112 117ZM20 115H22V117L23 116L26 117L22 112H21ZM118 115L120 116L119 117L120 119H118ZM132 115H135V113L133 112ZM30 116H31V118H30ZM41 116H44V115H41ZM72 116H75V114H72ZM189 116H190V118H189ZM241 116H244V115H241ZM22 117H21L20 120H22ZM195 117L200 120V123H199L200 124V127L194 124V123H196V120H195L196 118ZM43 118H45V117H43ZM73 118H77V116H75ZM24 119L25 118H23L22 121H25L26 120V119L25 120ZM38 120H40V121L38 122ZM104 120H105V118L103 119V123L104 124H107L106 122H108V121L104 122ZM187 120H188V123L190 124V127H191L190 129H188V127H187V125H188L187 124ZM98 121H99V119H98ZM262 121H264V120H262ZM24 124H26V123H24ZM108 124H109V122H108ZM193 125H194V127H193ZM100 126H102V125H100ZM104 126L106 127L107 125H104ZM9 127H10V125H9ZM51 127H55V126H51ZM49 129L50 130H48L47 129V126H46L41 131L45 135V136H43L44 139H45V137L47 138V140H50L51 139L50 140V142H51L52 141V138H54V140L56 141V139H55V133L53 134V132L56 131V130L53 131V129L52 130H51V128H49ZM44 130H46V131H44ZM97 132H99V131H97ZM43 134H41V135H43ZM71 134H72V132H71ZM73 134H74V131H73ZM102 134H103V132L101 131V135ZM57 136H58V134H57ZM44 139L41 138V140H43L42 141L43 143H44ZM97 140H99L98 137H97ZM100 140H101V137H100ZM107 141L104 142V143H107ZM192 144H194V146ZM255 144H257L258 146H263V147H261L262 149L260 148L259 151H258L257 148H255ZM60 145H62V144H60ZM63 146H65V144ZM60 147L63 149L62 146H60ZM62 149H61V151H62ZM98 149H99V147H98ZM105 149H106V147H105ZM97 150H96V152H97ZM26 151H27V152H25L26 153V155H25L26 158H30V157L33 156V154L31 153V151L29 152V149L26 150ZM105 151H107L105 153L108 154L109 151L108 150H105ZM256 151H253V152H256ZM65 152L67 154V151H65ZM257 152H256V154H258ZM62 153L63 152H61V154ZM97 153H98V155L100 154L99 152H97ZM101 154H103L102 151H101ZM104 154L102 156H104ZM256 154H255V156H257ZM13 156H15V153L13 154ZM224 156H225V158H224ZM258 156H259V154H258ZM63 157H66V155L63 156ZM133 157H134V159H133ZM260 158H262V157H260ZM119 159H120L121 162L119 161ZM255 159H257V157ZM97 160L98 159L96 158V161ZM99 162H101V164L104 163V162H102L101 159H100ZM115 162L118 163L117 166H116V163ZM74 163H72L70 165L73 166ZM198 163H199V165H198ZM101 164H99L100 167H101ZM128 164H129V166H128ZM75 165H76V163L74 164L73 167L72 166H69V167H72L74 169ZM125 166H128V167H125ZM261 167H263V166H261ZM73 169H71V171ZM140 169H141V167H140ZM99 170H100V173H101V170H102V172L104 171L103 169H100V168H99ZM116 170L114 171L115 173H113V174H115V177H116L117 172H118V170H117V172H116ZM128 170H127V172H128ZM73 171H72L73 175L74 174L76 175L77 171L76 172H73ZM120 172H118V173H120ZM97 173H99V172H97ZM128 173H131V171L128 172ZM258 173H261V172H258ZM55 175H56V173H55ZM147 175H150V177L153 180L151 181L150 179H148L147 182H146V178L148 177ZM108 176H110V175H108ZM253 176H254V174H253ZM255 176H256V174H255ZM75 177H79V178H81V180H83L82 178H84V176H81L79 174H77L76 176H74V178ZM55 178L56 177H53V174L51 176L49 175V179H53L52 182H54V181L57 182V180ZM102 178H103V176H102ZM117 178L120 179L121 177H118V175H117ZM134 178L135 177L129 178L130 180H128V183L129 182H132L131 179H133V180H135V184L136 183L141 184L140 183L141 182L140 179H138V178L137 179H134ZM49 179L47 177L48 184H45V189H48V190H45V191L52 192L54 194H58V193L59 194H62V193H60L61 190L59 188L58 189L60 190V192H59L58 189H56L57 188V186H56L57 184L54 182L53 183L54 186H53L51 180H49ZM108 179H111V178L109 177V178H107V180ZM113 179H115V178H113ZM136 180H137V182H136ZM75 182H76V178L74 179V183ZM103 182H104V180H103ZM122 183H124V180H123ZM153 183L154 184H157V185L154 187L153 186ZM250 183H251V180H250ZM75 184H77V182ZM103 184L105 185V182ZM138 184H137V186H138ZM50 185L52 186L51 188L49 187ZM141 185L143 186V184H141ZM128 186L130 187L129 184H128ZM128 186H126V187H128ZM133 186H135V185H133ZM74 187H75V189H78L76 186H74ZM103 187H101V188H103ZM111 188H112V186H111ZM111 188H109V190ZM117 188L120 189L119 187H117ZM140 188H137V189H140ZM147 188H145V189L147 190ZM51 189H53V190L51 191ZM126 189H128V188H126ZM122 191H125V189L122 190ZM115 192H117V191H115ZM253 192H255V191L253 190ZM106 194H109V193H106ZM106 194H105V196H106ZM122 194H123V192H122ZM113 195H114V191H113ZM123 195H125V194H123ZM123 195L121 196V194H120L121 197H125ZM129 195H130V191H129ZM249 195H251V193ZM57 196H61V195H57ZM120 196L118 197V194L116 196L115 202H117L118 204H119L120 200H122V198L120 200L118 199V198H120ZM262 196H263L262 198H264V193L262 194ZM246 197L247 196H245V198ZM255 197H257V195ZM107 198H110V197H106V199ZM98 199H100V198H98ZM110 199H111V201H113L112 198H110ZM107 201H108V199H107ZM100 202H102V200ZM146 202H148V200ZM114 203L112 205L113 207L116 206V205H118L117 203L114 205ZM152 203H154V202H152ZM124 204L126 205V203H124ZM245 205H247V204H245ZM263 205H264V203H263ZM142 206H140V207L142 208ZM123 207H124V205H123ZM141 208L139 210H141ZM246 208L247 207L245 206V209ZM118 209H120V208H117V210ZM124 209H125V207H124ZM155 209H157V208H155ZM261 209H262V207H261ZM142 210H144V209H142ZM124 211H126V210H124ZM137 211H138V209H137ZM155 211L157 212V210H155ZM242 212L246 216H244L242 214ZM96 213H98V212H96ZM256 213H259V212L257 211ZM145 214L148 215L149 213H145ZM139 215H138V219L141 218V217L139 218ZM147 215H146V217L145 216L144 217L145 218H148ZM151 215H153V214H151ZM157 216H159V215H157ZM134 218H136V217H134ZM262 218L264 219V217H262ZM125 220H127V219H125ZM133 220L136 221L137 219L136 220L133 219ZM142 220H144V218ZM158 220H160V219H157V221H155V222L157 223ZM152 221H154V220H152ZM155 222H153V223L155 224ZM143 223H146V222L144 221ZM128 224H129V227H132L131 226V222L128 223ZM141 224H142V222H141ZM141 224H139V226H141ZM124 226H127V225L125 224ZM132 228H128L127 231L129 229H132ZM140 228H142V227H140ZM116 229H118V228H116ZM124 229H125V227H124ZM120 230H122V229H120ZM120 230H118V231H120ZM132 230H130L129 232H131ZM127 231L125 230V234H126ZM109 232L107 231V233H109ZM129 232H128V234H131V238L130 239H133L134 238L133 237L134 235L132 236L133 233L132 232L129 233ZM140 232H139V234H140ZM150 233H152V232H148V234H149L148 236L151 235ZM105 234H106V232H105ZM109 234L110 235H107V238H106V236L104 234L101 235V237L105 236V238L103 240L106 242V245L107 244L109 245L110 242H112L114 238L116 239L115 236L114 237L111 236L112 233H109ZM122 234L120 233V235H122ZM65 236L68 237L67 235H65ZM124 236H126V235L123 234V236H122L123 240H124V238L125 239L127 238V237H124ZM127 236H129V235H127ZM151 236L153 237V235H151ZM63 237H64V235H63ZM63 237L61 236V238H62V239H60L61 241L63 240ZM139 237H137V238L139 239ZM122 238H121V240H122ZM146 239L147 238H145V242H146ZM66 240H68V239H66ZM103 240H102L101 243H103ZM107 240H108V242H107ZM118 240H117V244H115L116 247L115 246L113 247L111 245V244H114V243H111L110 244L111 246H109V247H112L113 248V251L114 252L117 251L115 253V256L113 255V257H112V259L115 262V264H117L118 261H120V262L121 261H125L124 255H122V251L123 250L125 251L127 249V248H125L126 247V244H125V247H124V245L122 243H120L122 245V246H120ZM100 241H101V239H100ZM143 241L144 240H142L141 243H143ZM154 241H156V240L154 239L153 242ZM64 242H65V239H64ZM64 242H63V244H64ZM132 242H134V241H132ZM145 242H144V244L142 246H145L146 245ZM128 243H129V241H128ZM167 243H166V245H167ZM139 244H140V242H139ZM158 244H160V243H158ZM190 245H192V247H193V248L191 247L192 249L190 248ZM63 246H65V245H63ZM117 246L121 249V251H120V249L118 250ZM123 247H124V249H122ZM130 247H131V249L133 248L132 246H130ZM157 247H158V245H157ZM114 248L115 249L117 248V249L115 250ZM65 249H66V253H67V251L69 249L67 250V247L66 246H65V248L63 247L64 252H65ZM111 249H109V250L111 252H113ZM131 249H130V251H131ZM144 249H146V247H144V248L143 247H141V248L134 247V249H133L134 252L131 251L135 255V259L134 260H136V257H137V260L136 261H138V259L143 258L141 261L139 260L137 262V264H140L139 262H142L144 259H147V258H145L146 256H144V254L146 253ZM158 249H159V247H158ZM63 250H61V251H63ZM148 250H146V251H148ZM151 250H149L150 251L149 253H152ZM160 251L161 250L159 249V252ZM155 252H153V253H155ZM189 253H190V255L193 258L192 261H190ZM120 254L123 257L122 258L123 260H120L121 259L120 258L121 257ZM155 254H157V253H155ZM164 254H165V252H164ZM194 254H196V253L194 252ZM134 255H133V257H134ZM133 257H131V258H133ZM199 259H200V256H199ZM202 259H203V257H202ZM160 260H162V259H160ZM199 262H200V260H199ZM145 264H146V262H145ZM202 264H203V262H202Z\"/></svg>", "mask_w": 264, "mask_h": 264}, {"label": "built area", "instance_id": "3", "mask_svg": "<svg viewBox=\"0 0 264 264\" xmlns=\"http://www.w3.org/2000/svg\"><path fill=\"white\" fill-rule=\"evenodd\" d=\"M200 18L199 14L195 26L189 20L185 30L186 43L183 62L188 81L187 100L191 107H198L202 99V27Z\"/></svg>", "mask_w": 264, "mask_h": 264}, {"label": "snow or ice", "instance_id": "4", "mask_svg": "<svg viewBox=\"0 0 264 264\" xmlns=\"http://www.w3.org/2000/svg\"><path fill=\"white\" fill-rule=\"evenodd\" d=\"M257 10L259 11V14H260L259 19H260V24H261V29H260L261 42L264 43V2H262L260 4V6ZM260 104H261V107L264 108V94H262L260 96ZM14 111H15V109L13 107V112ZM250 179H253V182H259L261 184V186L264 187V169H262V172H261V175H260L258 181L255 180L254 178H251V177H250ZM60 264H74V262L70 261V260H63L60 262ZM261 264H264V260L261 261Z\"/></svg>", "mask_w": 264, "mask_h": 264}]
</instances>
